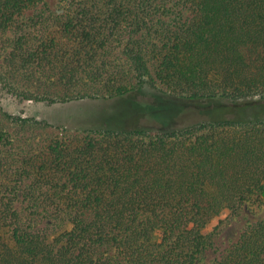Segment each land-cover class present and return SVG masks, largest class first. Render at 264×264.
Segmentation results:
<instances>
[{
    "label": "trees",
    "instance_id": "1",
    "mask_svg": "<svg viewBox=\"0 0 264 264\" xmlns=\"http://www.w3.org/2000/svg\"><path fill=\"white\" fill-rule=\"evenodd\" d=\"M44 1L0 0V59L45 67L67 54L55 38L36 47L26 39L20 18ZM68 12L62 28L81 32L75 43L104 46L108 33L125 32L134 88L161 85L233 110L166 129L100 127L81 140L51 139L31 164L29 190L12 186L24 178L0 190V264H198L213 243V217L264 203V0H78ZM0 86L22 100H47L2 70ZM2 113L22 126L41 123ZM0 140L10 141L6 132ZM20 194L32 205L18 207ZM207 264H264V217Z\"/></svg>",
    "mask_w": 264,
    "mask_h": 264
},
{
    "label": "rangeland",
    "instance_id": "2",
    "mask_svg": "<svg viewBox=\"0 0 264 264\" xmlns=\"http://www.w3.org/2000/svg\"><path fill=\"white\" fill-rule=\"evenodd\" d=\"M77 2L45 0L37 10H29L20 18L30 45L36 47L43 41L50 44L49 40L55 38L59 42L57 48L67 50L64 57L45 67H20L0 59V70L17 87L47 98L44 101L22 100L0 86V132H6L10 140L7 144L0 140V190L3 192L12 188L9 185L14 178L25 179L22 183H14V189L20 193L29 190V176H33L31 164L46 156V146L55 137L81 140L87 131L100 127L166 129L232 113L231 107H221L207 100L169 95L162 91L161 85L157 89L134 88L136 78L122 51L125 32L118 31L113 36L106 30L108 42L99 46L84 39L82 44L79 39L75 43V37L81 32L69 33L62 28L67 22L68 10ZM181 6L177 2V11ZM184 12L190 15L189 9ZM37 13L41 16L32 20ZM2 39L0 35V41ZM152 42V38H147L149 66L155 75L157 54ZM67 61L69 66L65 68L63 64ZM122 86L131 90L116 98L112 93ZM2 111L33 117L41 123L15 124ZM43 191L37 188L35 192L45 200ZM20 195L18 207L32 205ZM263 217L264 203L260 207L245 204L236 213L225 211L213 217L207 226V231L213 233V243L203 251L198 264H207L220 257L250 224Z\"/></svg>",
    "mask_w": 264,
    "mask_h": 264
}]
</instances>
